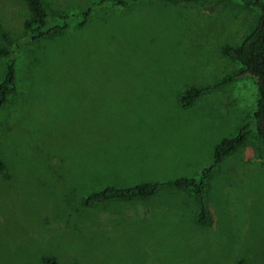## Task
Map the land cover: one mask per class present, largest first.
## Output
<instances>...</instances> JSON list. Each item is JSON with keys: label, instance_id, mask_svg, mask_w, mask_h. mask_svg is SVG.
Wrapping results in <instances>:
<instances>
[{"label": "rangeland", "instance_id": "rangeland-1", "mask_svg": "<svg viewBox=\"0 0 264 264\" xmlns=\"http://www.w3.org/2000/svg\"><path fill=\"white\" fill-rule=\"evenodd\" d=\"M43 1L51 14L94 13L83 29L28 44L24 3L0 0L2 29L20 45L18 89L0 111L7 166L0 175V264H40L45 256L57 264H264L257 78L243 76L188 107L179 102L184 89L207 88L240 68L220 49L239 45L258 14L218 0H143L126 8ZM6 64L0 59V83ZM247 123L245 144L208 179V226L195 222L187 191L82 204L107 186L199 180L214 147Z\"/></svg>", "mask_w": 264, "mask_h": 264}, {"label": "trees", "instance_id": "trees-1", "mask_svg": "<svg viewBox=\"0 0 264 264\" xmlns=\"http://www.w3.org/2000/svg\"><path fill=\"white\" fill-rule=\"evenodd\" d=\"M28 12L23 20L22 29L24 39L28 44H43L56 41L67 36L70 32L83 29L89 24L93 16V9L88 8L81 12L78 18L75 15L63 13L51 14L43 0H21ZM100 7H129L143 0H94ZM147 1V0H146ZM150 1V0H149ZM165 4L177 3H203L209 0H152ZM251 9L258 14L254 29L246 34L241 43L236 46L224 45L220 49L221 56L237 62L240 68L223 77L218 83L207 88L184 89L179 95L182 107L192 105L203 94L221 89L235 82L237 79L252 75L257 78L258 98L253 113L255 136L260 142V159L264 161V1L263 0H218ZM0 37L4 43L0 44V59H6V71L0 83V111L8 102V97L18 89V69L15 48L19 44L11 42L9 35L2 29L0 23ZM13 47V48H12ZM46 47V46H45ZM251 132L250 124L243 125L237 135L230 139L221 140L213 150V163L202 171L201 178H177L162 183L142 182L131 187L107 186L99 191L88 194L82 204L85 207L95 208L112 202H139L148 201L159 195L162 191H187L193 193L196 203L195 222L199 226H208L212 223V215L206 202L208 179L214 170L229 156L242 147ZM7 166L0 158V175L5 176ZM40 264H57L54 257H41ZM238 264H244L239 260Z\"/></svg>", "mask_w": 264, "mask_h": 264}]
</instances>
